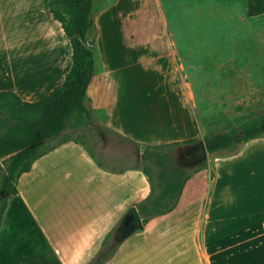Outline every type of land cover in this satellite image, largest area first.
<instances>
[{
    "label": "crops",
    "instance_id": "0c3cea01",
    "mask_svg": "<svg viewBox=\"0 0 264 264\" xmlns=\"http://www.w3.org/2000/svg\"><path fill=\"white\" fill-rule=\"evenodd\" d=\"M44 1L0 0V91L12 92L25 102L47 96L63 82L70 66V45L60 24L46 11ZM121 3L115 1L93 18L94 74L85 100L93 124L105 116L107 130L135 144L197 138L185 104L184 83L178 80L170 59L174 51L183 49L185 39L180 34L170 36L166 25L149 40V46L141 44L140 50L148 53L147 66L158 72L161 84L173 90L180 116H173L168 106L159 109L153 99L136 101L133 91H121L126 85H136L129 73L134 68L130 53L136 46L133 34L127 32L130 20L124 16L119 24L124 26L127 20V26L118 34L107 35L109 44L100 31L103 20L115 15ZM191 39L196 40L194 36ZM119 42L124 54L121 68L128 71L127 80L118 73L121 59L109 50ZM158 84L141 82L150 87ZM131 168L98 169L77 145L59 146L40 158L30 173L18 179L17 193L10 197L2 216L0 264H67L72 257L77 264H85L86 256L81 253L91 242L99 241L120 213L129 216L137 211L139 189L144 190L141 201L146 190L148 193L145 178L142 189L135 176L141 172ZM211 214L214 220L209 219ZM206 222L207 261L201 263L196 257L195 264H264V218L258 212L247 209L234 215L223 203L220 209H209ZM125 240L108 264H130Z\"/></svg>",
    "mask_w": 264,
    "mask_h": 264
},
{
    "label": "rangeland",
    "instance_id": "374dc122",
    "mask_svg": "<svg viewBox=\"0 0 264 264\" xmlns=\"http://www.w3.org/2000/svg\"><path fill=\"white\" fill-rule=\"evenodd\" d=\"M115 1L94 0L92 17ZM246 5L247 0H122L117 13L103 20L100 31L106 43L107 35L118 34L127 26V20L121 25L124 16L130 20L127 32L136 41L130 53L134 68L129 72L136 85H126L121 91H133L136 101L153 99L159 109L168 106L175 117L180 113L173 90L161 84L157 71L148 68V53L140 50V45L149 46V40L160 29L163 31L164 25L170 36H183L186 47L174 51L170 59L178 80L184 83L185 104L198 135L194 145L174 153L189 170L201 162L206 163V168L186 183L173 215L145 222L137 211L129 216L120 213L99 241L91 242L81 253L86 256L85 264H108L125 239L130 264H195L196 257L205 263L208 234L204 226L210 208L220 209L224 203V209L234 215L248 209L264 218V133L252 141L241 137L233 149L212 154L205 150L203 142L206 136L237 129L264 114V16L248 17ZM192 36L195 41H191ZM121 44L109 46V50L121 59L118 73L127 80L129 73L121 68ZM141 82L160 84L150 87ZM94 129L88 144L108 169L140 166V147L107 130L105 116ZM190 147L200 151L196 162L187 154ZM135 176L143 189V175ZM143 191H138L136 207ZM213 214L209 219L214 220ZM76 261L72 257L66 263L77 264Z\"/></svg>",
    "mask_w": 264,
    "mask_h": 264
},
{
    "label": "trees",
    "instance_id": "16d2710c",
    "mask_svg": "<svg viewBox=\"0 0 264 264\" xmlns=\"http://www.w3.org/2000/svg\"><path fill=\"white\" fill-rule=\"evenodd\" d=\"M45 9L61 26L70 45V66L63 82L36 102L22 101L16 94L0 91V226L18 179L32 171L43 156L62 145L83 149L96 168L109 171L88 144L95 134L90 111L85 106L86 91L94 74V0H45ZM247 16H264V0H247ZM264 133V114L242 123L237 129L206 136L205 150L212 154L234 148ZM122 141L126 138L115 133ZM195 139L166 144H137L141 152L140 171L148 193L137 205L145 222L172 215L186 183L206 168L198 163L189 170L178 162L174 151L194 145ZM119 172L117 174H120ZM108 237V236H106Z\"/></svg>",
    "mask_w": 264,
    "mask_h": 264
},
{
    "label": "flooded vegetation",
    "instance_id": "af4514ba",
    "mask_svg": "<svg viewBox=\"0 0 264 264\" xmlns=\"http://www.w3.org/2000/svg\"><path fill=\"white\" fill-rule=\"evenodd\" d=\"M190 149H191V147H190ZM188 150V152H187V154L188 155H191V161H193L194 160V162H196L197 160H199V158H200V151H194L193 149H191V150ZM178 162L181 164V165H183L179 160H178ZM190 161H188L187 163H189Z\"/></svg>",
    "mask_w": 264,
    "mask_h": 264
}]
</instances>
